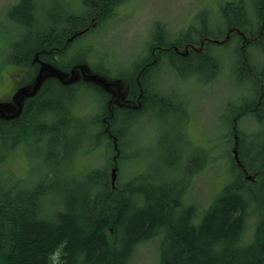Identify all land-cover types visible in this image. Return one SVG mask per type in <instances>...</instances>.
<instances>
[{
    "label": "trees",
    "instance_id": "obj_1",
    "mask_svg": "<svg viewBox=\"0 0 264 264\" xmlns=\"http://www.w3.org/2000/svg\"><path fill=\"white\" fill-rule=\"evenodd\" d=\"M38 1L20 0L9 10L12 17L15 13L22 18L27 16L26 24L35 26L32 33L23 36L14 50L15 57H22L18 61H28L35 50L48 49V53H51L57 49L60 54L66 48L64 44L73 38L75 41L82 35L77 37L74 34L70 41L63 43L56 38L63 40L65 36L60 33L58 37L54 36L51 29L60 24L65 33H71L86 27L88 22L95 23L93 30L98 29L112 16L114 8L125 0H82L80 5L84 10L75 12L69 9L70 14L64 20L54 9H46L47 24L40 19L43 16L42 9L37 11L36 16L31 17L34 12L32 8L37 6ZM73 4L75 2L69 5ZM40 6H43L41 0ZM220 11L227 18L229 14L232 15V19L228 20V28L223 33L226 34L229 29L243 31L247 39L243 45L239 46V42L244 38L237 31H233L228 39L221 43L211 41L210 39H219L221 34L214 35L205 29L209 18L201 11L197 17L203 24L204 31L199 33L197 39L188 38L184 43L164 39V27L155 22L154 35L148 44L147 55L137 65L140 70L143 66L146 67L143 73L149 66L155 68L163 62L164 55L176 59H197L201 65L211 64V80L220 69L219 59L214 54H208L211 45L236 41L240 64L238 68L251 80L256 92V97L249 104L233 114L235 123L231 122V125L239 137L236 147L239 163L231 155L233 177L221 187L208 208L200 215L198 222L196 218L199 212L181 201L183 189L175 196H170L167 188L155 191L154 188L138 185L137 177L131 178L125 188L115 180L112 185L108 167L115 166L119 175L124 132H127L126 128L129 126L127 123L122 131L118 128L120 122L114 109L110 117L108 108L101 105L102 113L94 123L97 126L96 123L99 122L98 133L93 136L94 142L92 148L90 147L93 149L99 145L98 142H102L101 144L104 143L111 150L112 154L106 165L79 170L72 157L83 148L87 133L82 130L83 132L70 136L66 130L69 123L80 125L82 122L77 118L74 108H71L79 83L76 86L66 85L52 78L44 84V87H49L44 91L43 87L39 92L40 94L43 91L40 97L38 94V97L35 96L32 101L27 102L18 117L12 120L0 119V264H129L136 247L158 234L161 235L158 264H264V143L256 155L250 154V151L244 153L243 137L237 126L238 120L247 115L257 121L264 119V0H254V20L249 16L244 0L227 1ZM191 30H194V27L189 25L184 33L186 37ZM53 37L55 41L47 44ZM44 38L46 39L43 40ZM202 40H205L202 49L205 54L196 53L193 48L182 55L173 52L174 46L183 50L186 46L201 45ZM157 46L163 49H157ZM241 46L242 51L239 49ZM254 46L259 47L263 57L259 69L250 63L248 57V48ZM152 51L155 53L153 60ZM78 61L85 62L86 53H81L69 62L59 59L50 62L59 69L68 71L70 66ZM168 62L173 63L171 59H168ZM89 68L92 72L106 77L115 74V77L120 78L131 77L135 69L130 73H111L110 69L101 65H90ZM86 85L94 87L105 102L106 97L100 88L93 83ZM68 86L74 89L67 91ZM53 92L62 100L58 106L46 100V96ZM154 98L165 100L172 108L176 106L164 93L154 90ZM61 113L65 121L58 123L57 119ZM125 118L128 122L131 117ZM103 119L106 120L109 130H106ZM36 133L37 141L50 148H56L53 157L56 159L57 168L48 170L34 184L24 186L23 180L19 179L15 172L12 173L10 160L15 151ZM112 136L117 140L118 155L113 147ZM48 147L45 152L47 161L52 157ZM69 147H73L72 152L68 151ZM203 152L204 166L207 163V155ZM248 153L251 156L249 160L246 159ZM246 173L256 174L259 182L257 192L254 191L251 180L245 177ZM58 175L65 179L62 186L56 184ZM71 185L74 193L64 192L68 188L71 189ZM56 188H61L64 192L60 196L61 208L49 216L52 203L50 194L54 195L52 191ZM124 189L128 191L127 194H124ZM136 193L142 194L144 207L137 205ZM250 213L257 214L258 218L253 238L248 243H241L245 220ZM174 217L179 219V224L174 223Z\"/></svg>",
    "mask_w": 264,
    "mask_h": 264
},
{
    "label": "rangeland",
    "instance_id": "obj_2",
    "mask_svg": "<svg viewBox=\"0 0 264 264\" xmlns=\"http://www.w3.org/2000/svg\"><path fill=\"white\" fill-rule=\"evenodd\" d=\"M15 1L0 0V101L2 102H6L7 99L12 101L15 91L27 82L31 86L40 67L50 63L44 62L45 57L42 56L48 52V49L43 50V53H37L31 60V67H28L27 74H23L12 86L19 72L9 64L14 48L21 37L29 32L32 33V28L35 27L26 24L27 16L25 15H23L25 18L16 13L13 17L10 15V5ZM73 1L76 2L73 6L69 5L71 0L59 2L57 6L60 9H58L53 0H41L44 6L41 21L47 24L46 9L51 10L55 7V12L59 11V13L62 10L68 12L69 9L75 12L84 10L77 0ZM227 1L236 0H125L114 8L112 16L98 29L78 37L63 52L64 54L60 53L63 54L62 56L57 55V59L69 62L81 53H86L84 65L89 70L90 65H101L110 69L111 73H130L147 55L148 44L154 35L155 22H159L164 27L165 31L162 32L164 39L184 43L188 38L197 39L199 33L204 31V26L197 17L198 13L203 11L206 18H209L205 29L214 35L221 34L219 39H223L225 35L223 32L228 28V20L232 19V15L229 14L227 18L220 11L221 6ZM244 1L248 6L249 16L254 20V0ZM189 25L193 26L194 30H191L186 37L184 33ZM57 26L62 27L60 24ZM241 32L245 36V33ZM241 43L239 42V46ZM236 50V41L223 45H211L209 51L220 61V69L211 80H209L212 72L211 64L204 66L197 62V59H176V57L164 55L165 60L153 69L151 78L153 89L165 95H168V92H175L177 101L186 109L172 108L165 100L154 98L144 110L130 118L127 132H124L123 137V157L119 160V175L118 171H115L116 183L118 181L119 185L121 183L125 188L131 178L137 177L138 185L154 188L155 191L159 188L164 190L167 188L170 196H175L183 189L181 201L193 206L194 210L199 212L196 218L198 222L200 215L208 208L221 187L233 177L231 155L235 137L237 141L239 139L231 125V122L235 123L233 114L243 109L256 97L251 80L238 68L240 64ZM21 53H23L22 49ZM248 57L250 63L259 69L263 58L259 47H249ZM168 59H171L173 63L168 62ZM111 77L116 78L114 81L120 78L115 77V74H110L109 78ZM83 81L81 79L78 82ZM122 83L123 85L117 86H120V89L122 86L125 88L128 99L131 94L130 89H126L127 84L124 85L123 81ZM86 84L90 85L85 81L77 85L71 105L77 118L82 122L80 125L69 123L66 127L67 134L70 136H75L82 130L87 133L86 142L82 144L83 148L72 157V161H75L77 168L82 171L106 165L112 154L104 143L101 144L102 142H98L99 145L91 148L94 142L93 136L97 135L99 129L97 127L99 122L96 123L97 126L94 123L102 113L101 105L103 108L104 106L109 108L108 101L113 97L114 92L111 91L112 89L105 91L96 85L106 97L104 102L101 94L94 87ZM123 95L122 89L119 98H116L118 102L112 104L114 111L115 107L120 108L119 102ZM22 100L23 97L19 100V104ZM46 100L54 106H58L59 102L62 103L54 92L48 94ZM61 115L57 119L58 123L65 121L64 115ZM117 120L123 123L127 121L122 115H118ZM237 126L243 137V152L250 151V154L256 155L264 143V119L257 121L254 117L247 115L238 120ZM229 129L230 135H228ZM37 138L36 133L15 151L10 160L12 173L15 172L19 179L23 180L24 186L34 184L48 170L53 171L57 168L56 159L53 157L56 148L42 144L37 141ZM47 147L52 153L49 161L45 153ZM87 148H90L89 151H86ZM68 151L72 152L73 147H69ZM203 151L207 155V163L204 166ZM249 153L247 160L251 158ZM110 160L112 164L113 157ZM114 168L113 165L108 167L109 176ZM246 178L251 180L253 189L257 192L259 182L256 174L249 173ZM64 182L63 176L58 175L56 184L62 186ZM70 187L71 189L68 188L64 192L73 194V186ZM62 191L63 189L56 188L52 191L54 195L50 194L52 203L49 216L61 208L60 196L64 193ZM123 192L128 193L125 189ZM135 199L138 206H145L142 194L136 193ZM257 219V214L250 213L247 216L241 243L252 240ZM178 220L174 217V223L179 224ZM160 236L158 234L140 243L129 264H158Z\"/></svg>",
    "mask_w": 264,
    "mask_h": 264
},
{
    "label": "flooded vegetation",
    "instance_id": "obj_3",
    "mask_svg": "<svg viewBox=\"0 0 264 264\" xmlns=\"http://www.w3.org/2000/svg\"><path fill=\"white\" fill-rule=\"evenodd\" d=\"M20 0H16L14 3H12L11 5H10V8L9 9H11L12 7H14L18 2H19ZM54 1V3H55V7L58 5V3L59 2H64V1H69V0H53ZM81 1L82 0H77V3H81ZM62 2V3H63ZM71 2L72 3H74V1L73 0H71ZM70 2V3H71ZM76 3V2H75ZM33 7V6H32ZM55 7H54V10H55ZM43 8H44V6H40V0L38 1V3H37V6L34 8H32V10H34V12L32 13V15H31V17H33V16H36V14H37V11L39 10V9H42L43 10ZM57 8L58 9H60V7H58L57 6ZM57 14L58 15H60L61 17V19H65V18H67L68 17V14H70V10H68V12H63V10L61 11V13H59V11L57 12ZM35 18V17H34ZM95 26V23L93 22V23H91V24H89V22H88V24H87V26L86 27H84V28H81V29H79V30H75V31H72L71 33H65V31H64V29H62V28H59L58 26L57 27H55V28H53V29H51L52 30V35H54V36H57L58 37V35H64L65 36V38L63 39V40H60L59 38L57 39L56 38V40H59V41H63V43H65V42H67V41H70V37L72 36V35H74V34H76L77 35V37L78 36H80V35H83V34H85V33H87V32H89V31H91V30H93L92 28ZM60 33V34H59ZM23 36H25V35H23ZM23 37H21V39H22ZM21 39H20V41H21ZM46 38H44L43 40H45ZM42 40V41H43ZM73 40H74V38L70 41V42H73ZM52 41H55V37H53V39H51L50 41H48L47 42V44L48 43H50V42H52ZM69 42V43H70ZM20 43V42H19ZM22 43V42H21ZM69 43H67V44H64V46H66V48L63 50V51H61V53H63V52H65L67 49H68V47H69ZM71 44V43H70ZM18 45V44H17ZM16 45V46H17ZM16 46H15V48H16ZM203 46L204 45H199V46H196V47H194L193 49L195 50V52L196 53H199V54H205V51H202V49H203ZM15 48H14V50H15ZM191 47H188V50L190 49ZM188 50H181V49H178V50H173V52H175L177 55H182V54H186L187 52H188ZM39 51H42V50H35V51H33L34 53H33V55H31V57H30V59L28 60V61H22V59H20V61H18V59L19 58H22L21 56H17V57H15L14 56V54L11 56V59H10V61H9V64H11L10 66H13L12 68L13 69H18L19 70V72H17V75H16V77H15V79L13 80V82H12V86H13V84L15 83L16 84V82L22 77V75L23 74H27V69H28V67H31L30 65H31V60L35 57V54L37 53V52H39ZM202 52V53H201ZM48 54V55H47ZM59 54V50H57V49H54L53 50V52H51V53H46V54H42V56H44L45 57V59L43 60L44 62H46V63H48V62H50L51 60L52 61H57L58 59H57V55ZM208 54H210V55H212V53L209 51L208 52ZM154 56H155V53L152 51V55H151V57H152V60L154 59ZM148 62H150V61H148ZM41 63H43L42 61H41ZM50 63H53V62H50ZM153 66H149L139 77L137 76V74L139 73V71H140V67L139 66H137L134 70H133V75L131 76V77H127V78H123V82H124V85H126L125 87H126V89H130V92H131V94H130V97L127 99L126 98V90H125V88H122L121 87V89L120 90H124V95H123V97L121 98V100H120V102L121 101H123V102H119V104H120V108H118V107H115V112H117V114L118 115H122V116H128V117H131L132 118V116L134 115V114H136V113H138V112H140V111H142V110H144L145 109V107L147 106V104L152 100V99H154V89H153V87H154V85L153 84H151V78H152V76H153ZM50 77V76H49ZM48 79V78H47ZM50 79H52V78H49L48 80H50ZM47 80V81H48ZM46 81V82H47ZM79 84L81 83V82H78ZM78 83H76V84H72V86H76ZM28 84H29V82H27V84L26 85H22V86H28ZM69 85H71V84H69ZM85 85V84H84ZM121 85H123V83L121 84ZM44 87V85L42 86V88ZM49 86L48 85H46L45 87H44V89H43V91L44 90H46L47 88H48ZM67 87V86H66ZM150 87H151V89H150ZM41 88V89H42ZM46 88V89H45ZM41 89H40V91H41ZM67 89V91H70L71 89L73 90L74 88H71V86H68V88H66ZM19 90V89H18ZM9 90H7V92H8ZM40 91H38V93L37 94H35L34 96H32V97H26V98H24L23 100H22V103H20L21 105L23 104V107L27 104V102L29 103L30 101H32L33 100V98H35V96H37L38 94H39V92ZM43 91L38 95L39 97L41 96V94L43 93ZM16 92V91H15ZM104 94V93H103ZM165 94V93H164ZM139 95H141L140 96V98H139V100H138V96ZM37 96V97H38ZM168 98H169V100H171V102L173 103V105H176L175 107H178V108H180V109H186V108H184V107H182L181 105V103H179L178 101H177V99H176V97H175V92H168V95H166ZM36 97V98H37ZM20 100V99H19ZM19 100H18V103H19ZM176 101L179 103H176ZM14 103H16V102H11V103H8V105H7V110H8V113L9 114H13V113H15V111H16V109H17V106H18V103H16L15 105H14ZM130 119V118H129ZM126 123H128L127 121H126ZM126 123H123V122H120V123H118V128L122 131L123 129H124V127H126ZM234 128V127H233ZM246 175H247V173L245 174V177H246Z\"/></svg>",
    "mask_w": 264,
    "mask_h": 264
},
{
    "label": "water",
    "instance_id": "obj_4",
    "mask_svg": "<svg viewBox=\"0 0 264 264\" xmlns=\"http://www.w3.org/2000/svg\"><path fill=\"white\" fill-rule=\"evenodd\" d=\"M233 31H237L244 39L242 41V45L243 43H245L247 41L246 37L242 34V32L239 29H229L228 32L224 35L223 39H210L211 41H214L216 43H221L225 40L228 39V37L230 36V34ZM208 39V38H206ZM205 39V40H206ZM71 40V37H70ZM205 40H202L201 45H204ZM188 47L194 48L193 45L191 46H186L183 50H188ZM157 49H163V47L157 46ZM174 50H178L177 47H173ZM240 50L242 51V46L240 47ZM50 52V51H48ZM47 52V53H48ZM37 53H43L42 51H39ZM36 53V54H37ZM35 54V55H36ZM83 64V65H82ZM82 64L80 63H74V65H72L68 71H62L59 68H57L55 65L49 63L47 64V66H41L37 77L35 78V80H33V83H31V86H23L22 88H20L19 90H17L14 95H13V99L11 101V99H7L6 102L5 101H0V119L2 120H12L16 117H18L21 114V111L23 109V104H19L18 100L21 99V97L26 98V97H32L35 94L38 93V91H40V89L42 88V86L45 84V82L49 79V78H55L58 79L61 83L69 85L72 83H76L78 81H80L81 79L84 80L86 83H93L97 86H99L100 88L104 89L105 91L107 90H111L114 92L113 97H111L108 101V111H109V115L108 116H112V110H113V103L114 102H118L116 98H119L120 94H121V90H120V86L117 85H121L123 78H118L117 81H114L116 78H109L106 77L98 72H92L91 70H89L84 64L85 62H83ZM147 64L149 65L150 62H147ZM146 67L143 66L141 68V70L139 71V73L137 74V76L139 77L143 71V69H145ZM50 76V77H49ZM48 78V79H47ZM77 78V79H76ZM83 81V82H84ZM141 95H139L137 98L139 100ZM121 100V98H120ZM11 102H16L18 103L17 109L15 111V113L13 114H9L8 110H7V105L8 103ZM22 103V101H21ZM103 122L106 123V120L103 119ZM106 130L108 129V124L106 123ZM112 142H113V147L116 150V155H118V149H117V140L116 137L112 136ZM237 138L235 137V145L234 148L232 150V155L235 159V161L237 163H239V159H238V154H237ZM115 171L116 169L114 168L112 170V174H111V183L112 185L114 184V180H115Z\"/></svg>",
    "mask_w": 264,
    "mask_h": 264
}]
</instances>
